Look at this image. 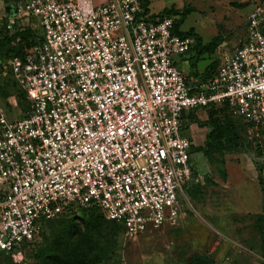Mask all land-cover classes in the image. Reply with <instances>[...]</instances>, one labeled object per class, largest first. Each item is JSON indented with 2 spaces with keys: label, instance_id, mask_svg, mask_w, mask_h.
<instances>
[{
  "label": "built area",
  "instance_id": "built-area-1",
  "mask_svg": "<svg viewBox=\"0 0 264 264\" xmlns=\"http://www.w3.org/2000/svg\"><path fill=\"white\" fill-rule=\"evenodd\" d=\"M175 22L141 0H14L0 16L13 44L35 37L21 55L0 54V84L12 76L28 102L11 120L0 100V252L23 258L47 221L78 208L97 207L127 239L185 219L192 204L179 196L199 181L181 133L188 110L226 107L264 147V2L196 89L173 55L197 39Z\"/></svg>",
  "mask_w": 264,
  "mask_h": 264
},
{
  "label": "rangeland",
  "instance_id": "rangeland-1",
  "mask_svg": "<svg viewBox=\"0 0 264 264\" xmlns=\"http://www.w3.org/2000/svg\"><path fill=\"white\" fill-rule=\"evenodd\" d=\"M262 2L264 0L251 1L242 23L230 29L220 26L219 31L210 10L157 13L156 16L170 12L180 22L178 28L192 32L197 39L190 51L173 55L177 67L181 69L182 56L190 59L214 40H224L226 47L236 49L247 34L249 14ZM37 33H41V29H37ZM220 54L215 48L210 54L211 61ZM214 68H218V62ZM4 86L0 100L7 116L11 120L19 119L21 111L27 108L26 98L20 97L23 91L12 76ZM181 133L190 139L193 137L185 123ZM205 151L207 154L191 150L197 158L199 181L194 191L186 190L179 196L182 207H187V196L192 204L188 216L178 218L176 223L166 221L161 228L132 239H127L119 230L114 250L94 264H264V147L239 145ZM54 232L51 226L46 227L44 236L48 239L44 247L53 239ZM36 261L29 251L23 258L0 254V264H34Z\"/></svg>",
  "mask_w": 264,
  "mask_h": 264
},
{
  "label": "trees",
  "instance_id": "trees-1",
  "mask_svg": "<svg viewBox=\"0 0 264 264\" xmlns=\"http://www.w3.org/2000/svg\"><path fill=\"white\" fill-rule=\"evenodd\" d=\"M141 4L144 12L147 13L149 0H141ZM179 23V21L175 22L174 32L180 35H193L192 32L178 31ZM20 35L21 40L12 44L14 37L4 33L3 29L0 28V54L2 56L21 55L24 48L30 46L35 39L31 30L24 31ZM218 46L219 41L214 40L204 46L202 51L214 50ZM212 68L211 65L207 72L208 76ZM4 87L0 84V90L3 93ZM20 97L25 98L23 93L20 94ZM24 101L28 108L27 100ZM192 118L198 121L193 115ZM215 119H217L216 122L213 121ZM201 123L209 126L207 140L203 147L195 148L193 146V151L203 154L206 153L205 149L223 150L227 146L236 148L239 145L254 147L246 138L244 125L235 119L226 107H210L209 120ZM196 187L197 183L190 188V191H194ZM57 225L59 226L58 229L56 228ZM47 226H51L55 232L53 239L44 247L43 245H46L48 239L44 236ZM45 229L43 243L29 251L37 259L34 264H94L107 257L114 250L118 231L123 233L121 224L106 219L100 210L94 206L78 208L60 218L47 221ZM0 254L12 257L2 252Z\"/></svg>",
  "mask_w": 264,
  "mask_h": 264
},
{
  "label": "crops",
  "instance_id": "crops-1",
  "mask_svg": "<svg viewBox=\"0 0 264 264\" xmlns=\"http://www.w3.org/2000/svg\"><path fill=\"white\" fill-rule=\"evenodd\" d=\"M13 1L14 0H0V16L8 14V10L12 7ZM106 1L108 0H94L96 4L104 3ZM251 1L254 0H149V11L147 14L155 17L157 13H160L163 10L171 11L172 13H182L183 10L187 9H190L193 12H197V9H203V11L210 10L212 21L217 29L220 26H226L230 29L243 22L248 13ZM23 21L25 24L28 22L26 18L23 19ZM31 22L32 20H29L28 23L32 25ZM178 31H181V29L178 28ZM220 41L223 42L224 40ZM220 41L219 43H221ZM13 42L14 39L12 40V44ZM223 46L224 49L231 50L226 47L227 43L223 42ZM212 51L214 50L202 51L198 55L192 56L190 59L185 56H182L180 59V67L194 89H196L208 77L207 72L209 71L210 66H214L213 60L211 61L210 59ZM193 63H195V66H193ZM200 77L202 78L200 79ZM192 115L195 116L198 121L194 120ZM183 119L184 123L193 133L192 140L194 147H203L207 140L209 126L202 124L201 122L209 120V108L188 110L184 113Z\"/></svg>",
  "mask_w": 264,
  "mask_h": 264
}]
</instances>
